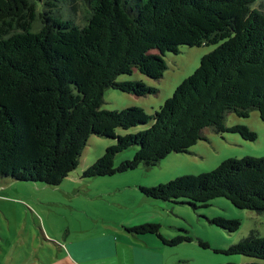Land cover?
<instances>
[{"label": "trees", "instance_id": "trees-1", "mask_svg": "<svg viewBox=\"0 0 264 264\" xmlns=\"http://www.w3.org/2000/svg\"><path fill=\"white\" fill-rule=\"evenodd\" d=\"M58 1L0 0V178L59 185L78 167L93 134L116 142L84 177L156 166L208 140V127L258 138L249 126L226 121L228 113L249 117L258 110L264 122V10L253 7L257 0H87L83 26L56 9ZM40 2L51 8L39 13L36 28ZM183 45L217 46L154 115L139 106L101 108L110 87L137 96L156 93L142 80L118 77L137 70L158 80L168 69L163 56ZM149 123L138 132H118ZM132 146L139 147L135 155L116 165ZM140 189L149 198L182 199L194 208L226 197L238 208L264 213V156L227 158L215 170ZM211 221L229 232L242 224L223 216ZM125 229L172 246L192 240L165 238L155 222ZM225 252L264 260V237L252 232Z\"/></svg>", "mask_w": 264, "mask_h": 264}, {"label": "rangeland", "instance_id": "rangeland-1", "mask_svg": "<svg viewBox=\"0 0 264 264\" xmlns=\"http://www.w3.org/2000/svg\"><path fill=\"white\" fill-rule=\"evenodd\" d=\"M56 4V9L65 17L72 18L81 26L86 23L89 12L87 0H59ZM253 7L264 10V0H257ZM50 8L44 2L35 6L38 13L34 22L36 28L42 24L39 13L47 12ZM216 46L183 45L178 53L166 52L163 57L168 69L158 80L137 70L131 75H120L119 81L142 80L148 86L155 87L156 93L137 96L110 87L104 93L101 108L121 110L139 106L154 115L173 95L177 86L200 66L201 58ZM226 121L228 126H249L257 132L258 138L250 141L239 133H217L208 127L204 130L208 140L199 141L188 153H170L156 166L142 164L113 175L84 177V171L104 154L108 146L116 142L113 138L93 134L82 153L80 164L59 185L12 177L0 178V264H72L74 258L68 246L80 249L83 241L100 239L111 231L123 234V226L142 222L160 224L165 238L178 235L192 238L172 246L164 244L154 234H143L147 243L160 246V254L154 258L157 264L253 261L264 264L262 259L225 252L231 245L248 238L252 232L264 237V213L238 208L226 197H216L209 206L194 208L182 199L173 202L149 198L140 189V186L158 185L180 175H199L215 170L227 158L264 156V122L258 110L251 111L249 117L228 113ZM149 126L150 123L129 129L118 128V132L124 135ZM138 148L132 146L122 152L121 156L116 157L115 164L131 159ZM220 216L239 219L242 223L240 229L229 232L211 221ZM201 240L208 247H203ZM110 242H115L119 255L102 257L95 264H131L132 257L130 250L127 251L126 242L121 237Z\"/></svg>", "mask_w": 264, "mask_h": 264}, {"label": "crops", "instance_id": "crops-1", "mask_svg": "<svg viewBox=\"0 0 264 264\" xmlns=\"http://www.w3.org/2000/svg\"><path fill=\"white\" fill-rule=\"evenodd\" d=\"M135 225L138 224L123 226L122 229L124 231L122 230V233L124 235L114 231L117 234L115 236V233L111 231L110 234L106 232L107 235H104V237L100 239L91 238L88 241H83L80 249L79 248L76 249V247L73 248L71 245L68 246L69 253H71V255L74 258L72 264H78V263L93 264V262L95 264L98 263L102 257L119 255V248L117 247L116 249L115 242H110V240L115 241L116 237L117 238L121 237L122 241L126 242L125 246L127 247V251L130 250V254L132 257L131 264H157L155 262L157 260H155L154 258L160 254V252L158 251V249H160V246L157 244L150 245L149 243H147V240L143 237L144 235L147 234L132 235L126 231L125 227H130ZM122 259L123 258H121L120 260L122 261Z\"/></svg>", "mask_w": 264, "mask_h": 264}]
</instances>
